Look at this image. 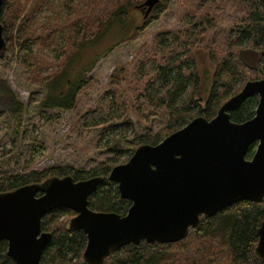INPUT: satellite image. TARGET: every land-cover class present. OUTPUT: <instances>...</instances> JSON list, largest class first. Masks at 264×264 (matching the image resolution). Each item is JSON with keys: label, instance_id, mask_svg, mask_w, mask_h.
Segmentation results:
<instances>
[{"label": "trees", "instance_id": "16d2710c", "mask_svg": "<svg viewBox=\"0 0 264 264\" xmlns=\"http://www.w3.org/2000/svg\"><path fill=\"white\" fill-rule=\"evenodd\" d=\"M144 1L2 0L0 24L7 42L6 51L28 69V81L46 88L40 103L42 108H75L85 85L84 75L93 65L116 46L137 41L173 2L158 0L146 14ZM215 1L188 0L182 27L157 30L137 47L130 62L121 63L112 70L99 103L102 110L105 108L107 117H101V121L93 124L117 121L115 130L107 138L110 156L88 169L53 164L39 170L5 173L0 176V193L27 184H39L41 189L52 177L71 176L77 181L100 176L103 180L89 195L88 207L125 215L131 201L122 198L117 184L109 179L113 166L125 162L139 145H155L194 117L211 119L220 105L240 91L246 81L264 79V56L259 54L264 49V0L237 1L236 8L239 5L245 7V15L234 16L225 24L224 31L216 30L217 16L210 14L211 10L207 8ZM56 5L64 9L62 18L51 17L58 14ZM133 7L143 14V20L127 28ZM116 25L121 31L111 32ZM113 33L120 35L118 40L109 47H98L89 56V64L83 68L80 77L76 81L69 77L71 85L54 93L53 90L62 83L54 87V82L69 62L77 59L86 47L100 44ZM56 35L62 37L61 42L55 41ZM217 35L222 36L223 42H218ZM46 49L55 53L48 55ZM199 51H203L213 65L207 86L202 85L203 77L197 62ZM32 98L31 94L27 104ZM3 99L8 108L0 107V113L5 109L20 120L24 105L10 84L0 77V103ZM257 104V96L247 98L230 112L231 120L244 122L252 118ZM113 108L112 112L110 109ZM133 113L146 119L157 117L163 125L155 133L131 136V126L142 128L130 117ZM255 148L256 142L248 147L247 159L253 156ZM40 189L37 196L42 193ZM75 214L61 207L42 217L41 230L50 232L51 240L41 255L40 264H85L82 253L86 235L82 230L69 227V220ZM263 220L264 196L256 202L241 200L210 217L201 215L199 224L190 227L186 237L179 241L130 243L111 252L102 264H264V260L254 255L257 228ZM6 250L7 241H0V264H14Z\"/></svg>", "mask_w": 264, "mask_h": 264}, {"label": "water", "instance_id": "95a60500", "mask_svg": "<svg viewBox=\"0 0 264 264\" xmlns=\"http://www.w3.org/2000/svg\"><path fill=\"white\" fill-rule=\"evenodd\" d=\"M158 0H145L148 14ZM2 0H0V13ZM6 51L0 24V56ZM264 56V49L259 52ZM257 96L252 118L231 120L230 112L249 97ZM256 142L250 159L248 147ZM120 196L131 205L125 215L88 207V197L102 182L100 176L74 180L52 177L40 189L27 184L0 193V241L14 264H40L51 240L41 230V219L56 208L76 214L69 227L82 230L86 245L82 260L102 264L122 246L176 242L196 227L200 216L210 217L241 200L260 201L264 196V79L248 80L207 119L197 116L155 145H139L123 163L109 171ZM41 195L37 196L38 190ZM254 255L264 260V220L257 228Z\"/></svg>", "mask_w": 264, "mask_h": 264}, {"label": "rangeland", "instance_id": "374dc122", "mask_svg": "<svg viewBox=\"0 0 264 264\" xmlns=\"http://www.w3.org/2000/svg\"><path fill=\"white\" fill-rule=\"evenodd\" d=\"M237 1L239 0H216L211 3V6H207L211 10L209 13L217 16V23L214 25L216 30L224 31L225 24L231 22L234 16L245 15V7L239 5L236 8ZM187 5L188 0H173L160 18L152 22L147 27L145 34L137 41L122 43L101 57L84 75L85 85L78 95V103L75 108L61 109L57 106L50 109L42 108L40 103L45 96L46 88L28 81L26 79L29 75L28 69L22 67L17 58L5 51L0 56V77L10 84V88L22 102L24 108L20 120H17L5 111L8 108L7 101L3 99L0 103V107L5 108V112L0 113V176L32 168L39 170L53 164H71L80 169H88L110 156L111 154L107 151L109 145L107 138H110L109 134L115 130L114 125L117 124V121L110 120L101 124H93L101 121V117H107L105 108L102 110L99 103L102 102L100 94L104 91L112 70L121 63L130 62L137 47L157 30H175L182 27L184 23L183 11L186 10ZM56 10H58V14H52L51 17L53 19L55 17L62 18L64 9L60 5H56ZM205 12L208 11L205 10ZM128 18L127 28H130L141 23L143 14L133 7ZM112 31L120 32L121 29L116 25ZM116 34L107 36L100 44L92 48L83 49L82 54L77 59L70 61L64 73L54 82V87L59 82L62 83L53 92L57 93L59 90L67 89L71 85L69 77L76 81L83 68L89 64V56L98 47H109L117 41L120 35ZM221 37V35H217L218 42H223ZM55 41L61 42L62 37L56 35ZM46 53L53 55L55 52L46 49ZM207 57L203 51H199L197 54L203 86L210 84L209 77L213 71V65ZM64 78L66 79L64 80ZM31 94L33 95L32 102L27 104ZM50 97L52 99L51 94ZM46 101L51 102L48 99ZM110 110L113 112L115 109ZM136 114L133 113L130 117L142 128L131 126V136L137 133H155L163 125L157 117L146 119Z\"/></svg>", "mask_w": 264, "mask_h": 264}, {"label": "flooded vegetation", "instance_id": "af4514ba", "mask_svg": "<svg viewBox=\"0 0 264 264\" xmlns=\"http://www.w3.org/2000/svg\"><path fill=\"white\" fill-rule=\"evenodd\" d=\"M143 12H144V9H143ZM257 144V143H256Z\"/></svg>", "mask_w": 264, "mask_h": 264}]
</instances>
